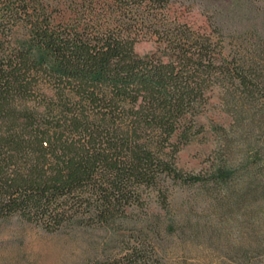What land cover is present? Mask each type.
<instances>
[{
	"label": "trees",
	"instance_id": "1",
	"mask_svg": "<svg viewBox=\"0 0 264 264\" xmlns=\"http://www.w3.org/2000/svg\"><path fill=\"white\" fill-rule=\"evenodd\" d=\"M162 1L0 0V219L103 229L110 242L131 229L138 257L106 264H150L168 229L211 243L221 230L190 213H144L148 189L164 203L168 181L226 189L234 207L260 195L251 167L240 176L217 158L210 172L186 174L177 153L204 131L216 86H238L250 100L264 88L257 63L227 62L207 35L246 22L241 32L254 28L264 50V8L218 7L212 26L196 29L169 23ZM144 31L159 48L142 56ZM239 179L246 185L235 190Z\"/></svg>",
	"mask_w": 264,
	"mask_h": 264
},
{
	"label": "rangeland",
	"instance_id": "2",
	"mask_svg": "<svg viewBox=\"0 0 264 264\" xmlns=\"http://www.w3.org/2000/svg\"><path fill=\"white\" fill-rule=\"evenodd\" d=\"M246 5L264 8V0H167L156 7L172 11L169 23L197 29L212 26L218 7L231 6L237 12ZM245 24L239 31L226 28L222 35L213 31H207V35L220 43L227 62L236 58L241 64L257 63L264 76V50L257 45L259 37L254 28L250 34L241 32ZM158 48L154 34L139 33L136 53L144 56ZM211 94L210 104L199 119L204 131L189 145H180L178 166L186 174H205L219 158L226 169L234 166L240 176L242 169L251 167L256 171L260 195L234 207L226 189L216 194L199 184L190 187L168 181L167 203L159 190L148 189L152 202L144 213H156L169 221L175 215L190 213L194 220L201 219L221 230L211 243L205 238H181L179 231L168 229L153 241L155 249L148 253L150 264H264V88L260 87L251 100L242 88L229 84L216 86ZM245 182L239 179L230 185L240 190ZM121 236L119 241L110 242V233L103 229L66 224L49 230L42 222L12 216L0 219V264H106L138 257L136 249L141 245L135 231L126 230Z\"/></svg>",
	"mask_w": 264,
	"mask_h": 264
}]
</instances>
